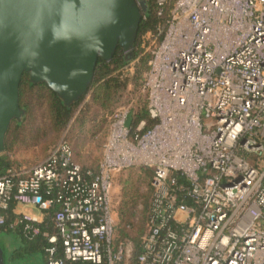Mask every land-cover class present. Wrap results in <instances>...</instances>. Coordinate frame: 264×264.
I'll use <instances>...</instances> for the list:
<instances>
[{"label":"built area","instance_id":"built-area-1","mask_svg":"<svg viewBox=\"0 0 264 264\" xmlns=\"http://www.w3.org/2000/svg\"><path fill=\"white\" fill-rule=\"evenodd\" d=\"M155 31L152 125L118 104L92 178L66 140L0 176V228L42 239L45 264H124L113 185L139 166L154 169L140 264H264V0H176Z\"/></svg>","mask_w":264,"mask_h":264},{"label":"water","instance_id":"water-1","mask_svg":"<svg viewBox=\"0 0 264 264\" xmlns=\"http://www.w3.org/2000/svg\"><path fill=\"white\" fill-rule=\"evenodd\" d=\"M145 8L137 0H0V154L12 122L26 115L24 74L71 107L87 94L99 60L118 48L126 62L134 58ZM0 264H9L1 239Z\"/></svg>","mask_w":264,"mask_h":264},{"label":"trees","instance_id":"trees-1","mask_svg":"<svg viewBox=\"0 0 264 264\" xmlns=\"http://www.w3.org/2000/svg\"><path fill=\"white\" fill-rule=\"evenodd\" d=\"M137 1H143L146 8L142 10V20L133 48L135 72L133 74L123 73L127 62L121 48H118L111 60L98 61L94 80L85 95L91 94L92 100L85 102L84 96L71 107L64 106L57 95L45 84H32L28 75L24 74L20 83V106L26 110L28 117L24 122L21 121L22 123L12 122L6 136V147L10 137L15 136L23 125L48 126L54 133L51 144L55 143L58 138L67 133L78 107L80 114L77 117L79 121L77 135L80 144L81 142L89 143V136L85 135V131L91 130L92 134H95L98 127L107 122L108 113L111 114V110L118 103L121 93L131 92V90L137 95V104L129 116L128 124L133 127L141 120H145L148 125L154 123L149 116L147 102L140 94L151 52L145 51V49L140 50L139 47L144 36L148 33L155 34L157 25L168 18L169 11L176 0H165L163 18L158 16V0ZM39 128L34 133L29 132L30 137L36 138L39 134L37 133ZM67 137L69 136H66L65 140L72 148L74 161L81 167L86 177L92 178L97 173L99 163L87 164L83 161L77 147L71 145ZM10 168L18 170L21 166L11 160L7 154H0V176L4 175ZM127 175L126 178L123 177L125 179H123L121 199L115 205L116 239L125 242L127 246L124 264H140L137 257L142 251V237L147 233L150 224L151 201L154 194L152 185L154 169L146 166L134 167L130 169ZM0 231L12 234L16 240L21 242V247L12 251L11 263H18L21 257L30 259L38 252L43 256L45 242L42 239L36 238L33 241H28L19 232L12 233L10 229L5 228H0Z\"/></svg>","mask_w":264,"mask_h":264},{"label":"rangeland","instance_id":"rangeland-1","mask_svg":"<svg viewBox=\"0 0 264 264\" xmlns=\"http://www.w3.org/2000/svg\"><path fill=\"white\" fill-rule=\"evenodd\" d=\"M140 50L145 51H152L153 50V37L152 35H145L143 41L140 44L139 47ZM134 60L135 58L129 60L126 64V67L124 69V74L131 73L133 74L135 72L134 70ZM137 99V95L135 93L126 92L121 93L120 99L118 100V103L113 107V110H111V113L117 108L118 104L125 103H131L134 102ZM92 100V95L88 94L85 96L84 101L88 102ZM41 114V113H40ZM79 107L76 110L75 118L72 120L68 131L65 135H62V137L58 138L55 143L51 144L52 137L54 136V133L49 129L48 126H39V125H31L26 126L23 125L18 131L15 136H11L5 154L8 155V157L15 161L17 165L21 167H31L40 161L44 160L50 149L55 146L57 143H59L62 140H65L66 136L67 139L69 138V141L71 145H75L77 147V150L79 151V154L83 161H85L87 164H93L99 163L102 158L103 153V144L105 143V139L107 136V133L105 131V126L107 125V122L103 123L101 127H98V130L95 134H92L91 130H86L85 135L89 136V143H82L80 144L77 130L79 126V121L77 120V117L79 116ZM110 114V113H108ZM42 116V115H40ZM26 117H28L27 112L24 116L22 122L26 120ZM99 121V120H98ZM21 122V123H22ZM40 127V128H39ZM38 136L36 138L30 137L29 132L34 133L36 129H38ZM130 171V170H129ZM127 171L126 173H122L118 175L114 180V203L115 205L119 203V200L121 199V190L123 187V179H125V176H128L129 173ZM125 177V178H123ZM21 210H24L26 212L34 213V209H31L29 207H22ZM116 215V213H115ZM116 223H117V217H116ZM0 239L4 242L8 258L12 257V251L16 250L21 247V242L15 239V236L12 234H8L5 232L0 231ZM18 255V254H17ZM31 259V260H30ZM22 258L19 260L16 264H22L24 262H31L33 264H45L44 258L42 254L39 252L35 254V256H32V258Z\"/></svg>","mask_w":264,"mask_h":264},{"label":"flooded vegetation","instance_id":"flooded-vegetation-1","mask_svg":"<svg viewBox=\"0 0 264 264\" xmlns=\"http://www.w3.org/2000/svg\"><path fill=\"white\" fill-rule=\"evenodd\" d=\"M121 52L124 54V59H125V53L122 51V49H121ZM16 250H18V249H16ZM17 255V254H16ZM11 258V257H10ZM10 258H8V255H7V250H6V259H7V262L9 263V264H13V263H11L12 261H11V259ZM23 258H25V259H27L26 257H23ZM17 262H15V264H16Z\"/></svg>","mask_w":264,"mask_h":264}]
</instances>
